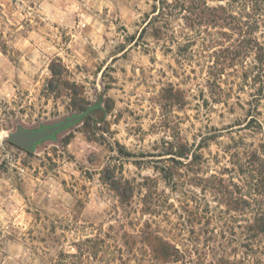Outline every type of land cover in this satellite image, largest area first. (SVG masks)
Listing matches in <instances>:
<instances>
[{
    "label": "rangeland",
    "instance_id": "obj_1",
    "mask_svg": "<svg viewBox=\"0 0 264 264\" xmlns=\"http://www.w3.org/2000/svg\"><path fill=\"white\" fill-rule=\"evenodd\" d=\"M192 1L0 0V264H264V0Z\"/></svg>",
    "mask_w": 264,
    "mask_h": 264
},
{
    "label": "trees",
    "instance_id": "obj_2",
    "mask_svg": "<svg viewBox=\"0 0 264 264\" xmlns=\"http://www.w3.org/2000/svg\"><path fill=\"white\" fill-rule=\"evenodd\" d=\"M189 2L187 5V10L194 11L197 8V5L192 0H185V2ZM186 3L182 5L183 8H185ZM200 8V7H198ZM205 10V9H204ZM207 11L215 12V11H224V13L227 14L226 11H228L227 8L220 6L219 8H206ZM231 12L226 15V18L229 20V23H243L242 20L237 16L234 15L232 10ZM202 12V11H201ZM210 12H207L206 15L213 17L214 13L212 14ZM215 20L212 19L211 22H214ZM52 72L54 75L60 74L55 70L54 65L52 66ZM75 106L79 107L83 113H85L84 116L87 114H90L94 111H97L101 109L102 107L100 105H93V106H86L83 103L82 99H75ZM251 198V197H250ZM255 199H247L243 198L242 201L244 203L245 210H250L251 215L246 220V227L247 229L258 235H264V199L257 200L255 204H253ZM145 241L147 245L151 248L152 252L154 253V258L161 263H172V262H178L180 260L186 259L187 253L186 251L180 249L176 244L168 240L167 238L161 236L158 232V230H155L151 224H147L145 226ZM221 263H231V259H222L220 260Z\"/></svg>",
    "mask_w": 264,
    "mask_h": 264
},
{
    "label": "water",
    "instance_id": "obj_3",
    "mask_svg": "<svg viewBox=\"0 0 264 264\" xmlns=\"http://www.w3.org/2000/svg\"><path fill=\"white\" fill-rule=\"evenodd\" d=\"M85 113L81 112L68 117L67 119L53 125L43 126L38 129L19 128L9 134V139L16 145L26 149L33 150L41 142L54 138L57 133L77 123L84 117Z\"/></svg>",
    "mask_w": 264,
    "mask_h": 264
}]
</instances>
